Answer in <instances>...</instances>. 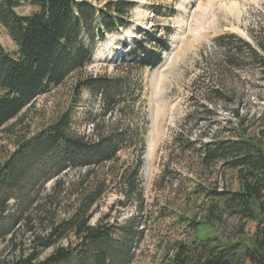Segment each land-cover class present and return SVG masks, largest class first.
I'll return each instance as SVG.
<instances>
[{"label": "trees", "instance_id": "1", "mask_svg": "<svg viewBox=\"0 0 264 264\" xmlns=\"http://www.w3.org/2000/svg\"><path fill=\"white\" fill-rule=\"evenodd\" d=\"M24 4L31 10L19 13ZM132 6L127 0L108 1L102 7L90 0H0V25L15 46L6 50L0 43V131L37 97L68 88L59 115L31 133L29 128L20 135L12 132V150L2 149L0 239L9 251L0 255V264L127 262L139 235L136 226L104 225L108 215L93 224L91 219L109 184L115 183L127 200L141 198L137 182L141 161L136 166L120 163L117 168V154L137 139L124 129V119H116L110 127L104 118L102 123L86 119L92 133H82L76 126L75 107L85 92L99 94L104 114L125 104L112 80L89 75L85 69L97 41L126 27ZM148 36L145 32L136 39L128 54L140 66L153 68L161 60L155 48L167 50L168 43ZM249 37L251 42L223 34L214 43L226 53L229 66V58L254 62L264 85V23L255 25ZM234 116L239 119L235 135L215 137L199 155L194 194L200 196L203 218L197 222L184 217L192 236L175 245L168 264H264V113L256 121L237 112ZM15 125L21 126L22 119ZM219 162L234 174V189L218 191L202 182V173L217 169ZM48 182L52 186L45 192ZM229 215L255 222L253 234L236 241L223 239L222 218ZM49 248L51 252L44 255Z\"/></svg>", "mask_w": 264, "mask_h": 264}, {"label": "rangeland", "instance_id": "2", "mask_svg": "<svg viewBox=\"0 0 264 264\" xmlns=\"http://www.w3.org/2000/svg\"><path fill=\"white\" fill-rule=\"evenodd\" d=\"M90 1L102 7L115 0ZM127 1L133 5L127 10L128 24L108 33L103 42L97 41L92 62L85 69L89 75L112 80L111 85L121 90V98L125 97V104L104 114L99 94L85 92L75 107V119L78 129L86 135L92 133L86 119L102 123L104 118L107 127L116 119H124V129L135 134L137 140L117 154V168L120 163L136 166L141 161L137 181L141 198L127 200L115 183L109 184L91 223L108 215L104 225L136 226L139 235L125 264H168L175 245L192 236V227L184 217L197 222L203 218L200 196L194 193L204 146L215 137L235 135L239 120L234 116L236 112L243 118L253 116L249 121H256L264 113V85L256 64L239 57L229 58V66L226 53L214 43L223 34L251 42L249 31L264 23V0ZM30 10L24 4L18 12ZM122 10L126 12L125 8ZM145 32L152 39L168 43L167 50L155 48L161 60L153 68L140 66L128 54L134 41ZM0 43L6 50L15 49L1 25ZM67 95L68 88H63L37 97L8 122L0 131V160L13 148L12 132L20 135L29 128L31 133L52 121L61 113ZM19 119L21 126L15 125ZM216 166L217 169L202 173L205 186L218 191L234 189L237 184L232 171L221 162ZM51 186L52 182H48L45 192ZM121 200L126 203L123 207L117 203ZM254 230L255 222L229 215L223 216L219 234L223 239L236 241L241 235H252ZM8 251L0 239V255ZM50 252L51 248L44 255Z\"/></svg>", "mask_w": 264, "mask_h": 264}]
</instances>
